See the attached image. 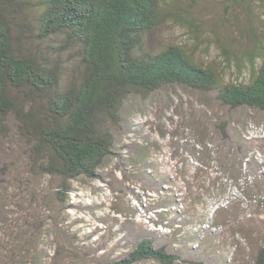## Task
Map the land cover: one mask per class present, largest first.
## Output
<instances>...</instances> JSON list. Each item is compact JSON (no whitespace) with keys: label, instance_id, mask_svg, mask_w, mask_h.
Wrapping results in <instances>:
<instances>
[{"label":"rangeland","instance_id":"rangeland-1","mask_svg":"<svg viewBox=\"0 0 264 264\" xmlns=\"http://www.w3.org/2000/svg\"><path fill=\"white\" fill-rule=\"evenodd\" d=\"M22 1L31 16L41 0ZM165 10L145 35L149 50L180 45L224 81L247 80L233 57L264 38V0H171ZM215 94L167 84L130 95L110 156L95 176L72 180L62 202L53 194L57 179L29 169L10 121L0 130V240L17 222L34 234L17 264L113 261L140 239L175 255L172 264H255L264 247V111L229 108ZM195 167L201 172L181 192L182 174ZM25 228L13 232L22 238Z\"/></svg>","mask_w":264,"mask_h":264},{"label":"trees","instance_id":"trees-1","mask_svg":"<svg viewBox=\"0 0 264 264\" xmlns=\"http://www.w3.org/2000/svg\"><path fill=\"white\" fill-rule=\"evenodd\" d=\"M170 1L41 0L30 16L24 1L0 0V130L14 121L27 145L29 169L57 179L53 194L59 201H66L72 180L95 176L110 156L130 95L145 97L179 84L213 91L229 108L264 111V38L255 36L234 55L237 71L247 73V80L238 82L224 81L180 45L156 52L146 47V33L158 26ZM221 48L230 62L231 53ZM195 168L182 174L181 192L201 172ZM21 225L26 227L22 238L13 232ZM3 230L9 237L0 240V264H17L31 249L34 234L27 223ZM148 258L172 264L176 256L140 239L127 256L98 264ZM255 264H264V247L257 250Z\"/></svg>","mask_w":264,"mask_h":264}]
</instances>
